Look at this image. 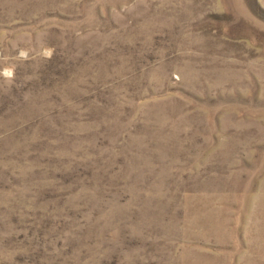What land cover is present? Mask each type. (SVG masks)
I'll return each instance as SVG.
<instances>
[{
	"label": "rangeland",
	"instance_id": "1",
	"mask_svg": "<svg viewBox=\"0 0 264 264\" xmlns=\"http://www.w3.org/2000/svg\"><path fill=\"white\" fill-rule=\"evenodd\" d=\"M0 264H264V0H0Z\"/></svg>",
	"mask_w": 264,
	"mask_h": 264
},
{
	"label": "clouds",
	"instance_id": "2",
	"mask_svg": "<svg viewBox=\"0 0 264 264\" xmlns=\"http://www.w3.org/2000/svg\"><path fill=\"white\" fill-rule=\"evenodd\" d=\"M9 75H10V73H9Z\"/></svg>",
	"mask_w": 264,
	"mask_h": 264
}]
</instances>
